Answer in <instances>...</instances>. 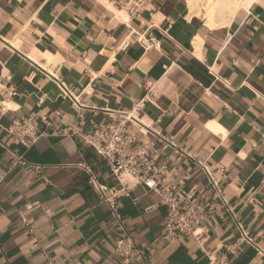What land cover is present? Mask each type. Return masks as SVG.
I'll use <instances>...</instances> for the list:
<instances>
[{"label": "crops", "instance_id": "obj_1", "mask_svg": "<svg viewBox=\"0 0 264 264\" xmlns=\"http://www.w3.org/2000/svg\"><path fill=\"white\" fill-rule=\"evenodd\" d=\"M192 14L187 0L136 16L108 0H0V87L18 93L0 122V264H264V0L214 28ZM32 114L42 135L27 147L6 127ZM128 114L167 163L163 184L189 175L200 238L163 241L167 208L143 184L117 198L120 225L88 182L118 185L84 136Z\"/></svg>", "mask_w": 264, "mask_h": 264}, {"label": "built area", "instance_id": "obj_2", "mask_svg": "<svg viewBox=\"0 0 264 264\" xmlns=\"http://www.w3.org/2000/svg\"><path fill=\"white\" fill-rule=\"evenodd\" d=\"M115 8L127 11L136 16L148 9L154 0H108ZM17 95L16 90L5 92L0 87V122L8 109L5 95ZM150 95H154L151 91ZM138 123L128 114L119 123L114 125L110 132L94 129L84 136L86 142L93 146L95 151L106 159L110 171L118 181V185L108 189L92 171H88V182L99 193L102 202L106 203L114 219L122 225V214L117 198L129 196L131 187L143 184L155 191L161 197L167 208L165 232L161 239L169 244L181 243L187 235L196 238L201 236V227L206 220L207 211L203 202L199 201L196 193L184 187L189 175L173 178L163 184L162 175L168 171L167 163H158L159 151L154 149L153 143L139 142L137 132L128 124ZM8 134L19 139L25 146H31L42 135L38 118L32 114L25 119H15L6 127ZM162 140L171 144V139L162 137ZM166 148L163 146L162 150ZM23 160V156H19ZM204 170L215 189L216 198L227 204L224 190L220 187L219 179L204 166ZM111 193V194H110ZM242 239L256 245L249 232L238 223ZM125 240L118 242V249L122 250ZM263 253L264 250L260 249ZM124 264H129L125 258Z\"/></svg>", "mask_w": 264, "mask_h": 264}, {"label": "bare ground", "instance_id": "obj_3", "mask_svg": "<svg viewBox=\"0 0 264 264\" xmlns=\"http://www.w3.org/2000/svg\"><path fill=\"white\" fill-rule=\"evenodd\" d=\"M191 13L204 18L209 27L230 24L254 0H187ZM109 2V1H108ZM126 13V11L124 10ZM192 14V15H193Z\"/></svg>", "mask_w": 264, "mask_h": 264}, {"label": "rangeland", "instance_id": "obj_4", "mask_svg": "<svg viewBox=\"0 0 264 264\" xmlns=\"http://www.w3.org/2000/svg\"><path fill=\"white\" fill-rule=\"evenodd\" d=\"M201 18H203V17H201Z\"/></svg>", "mask_w": 264, "mask_h": 264}]
</instances>
